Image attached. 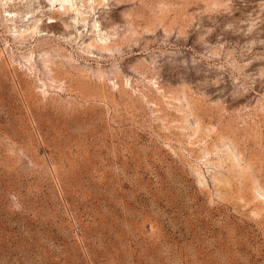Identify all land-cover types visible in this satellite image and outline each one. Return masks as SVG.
I'll list each match as a JSON object with an SVG mask.
<instances>
[{
  "label": "rangeland",
  "instance_id": "1",
  "mask_svg": "<svg viewBox=\"0 0 264 264\" xmlns=\"http://www.w3.org/2000/svg\"><path fill=\"white\" fill-rule=\"evenodd\" d=\"M0 264H264V0H0Z\"/></svg>",
  "mask_w": 264,
  "mask_h": 264
}]
</instances>
